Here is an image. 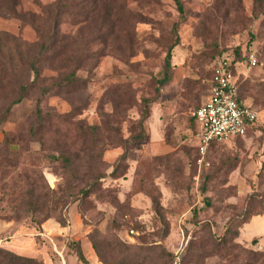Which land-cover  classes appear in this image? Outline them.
<instances>
[{"label": "rangeland", "instance_id": "rangeland-1", "mask_svg": "<svg viewBox=\"0 0 264 264\" xmlns=\"http://www.w3.org/2000/svg\"><path fill=\"white\" fill-rule=\"evenodd\" d=\"M55 1L21 0L20 9L39 13L41 5ZM181 1L183 14L174 0H108L111 17L106 27L91 20L76 22L71 17L59 26L61 34H68V45L62 54L67 60L55 62L54 78L75 70L86 82L84 87L74 86L70 92L45 96L42 107L57 115L52 117L51 130L68 132L69 151L83 148L79 121L98 127V135L104 140L103 170L107 174L124 151L123 141L139 132L141 99L155 97L164 73L165 55L176 44L172 48L170 80L160 86L155 102L150 104L144 137L135 140L127 151L125 173L118 178L107 175L99 189L80 205H70L80 221L71 229L72 239L68 235L51 239L44 236L31 226L25 214L10 219L9 195L0 200V217L5 218L1 220L11 221L15 230L34 233L30 236L34 240L31 246L27 240L21 249L26 256L36 253L39 256L35 257L44 264H56L67 243L77 245V235L89 241L88 233L97 228L108 239L117 238L134 247H153L154 251L146 254L151 255L157 245H163L173 258L159 261L173 264L174 253L178 252L181 264H186L183 255L190 239L207 240L212 234L220 235L228 217L241 211L253 186L264 192V0ZM122 4H126L124 8ZM122 12L124 16L117 18ZM0 36L2 44L9 43L8 36L31 44V53L32 44L39 40L32 26L4 16L0 17ZM250 53H254L257 63L250 70L239 66L244 72L241 93L246 103L257 110L258 126L244 137L210 143L199 163V127L191 113L207 97L210 66L224 54L237 58ZM4 67L0 64V109L11 98ZM51 81L44 79L40 84ZM37 97L36 91L31 92L0 125V140L4 134L15 137L17 143L12 149L22 153L17 162L15 159L17 167L9 168L4 180L17 181L16 172L42 168L54 187L61 176L46 162L40 163L28 154L26 149H37L36 143L22 141L28 128L36 123L32 112ZM60 115H67L70 122L60 121ZM154 197L161 203L169 226L166 236L164 224L154 210ZM205 197L211 199L212 206L202 208ZM194 209L200 221H209L210 229L193 224ZM241 230L242 239L248 241L254 236L259 245L264 236V216H254ZM251 241L248 247L256 249L257 244ZM110 261L113 262L111 258ZM216 262H221L217 256L206 260L208 264Z\"/></svg>", "mask_w": 264, "mask_h": 264}, {"label": "trees", "instance_id": "trees-1", "mask_svg": "<svg viewBox=\"0 0 264 264\" xmlns=\"http://www.w3.org/2000/svg\"><path fill=\"white\" fill-rule=\"evenodd\" d=\"M174 2L178 11L183 14L182 1L174 0ZM20 5L21 0H0V17L16 18L25 24H29L37 32L39 40L32 44L34 50L31 53V44L21 43L17 38L11 36L7 37L8 44H2V37L0 36V64L6 66L4 67L6 70L4 75L6 80L10 81L8 92L11 96L9 104L0 109V125L7 121L15 105L23 102L31 92L36 91L39 97L36 98L32 112L36 123L28 128L27 133L22 137V141L38 145L35 150L26 149L29 150L28 154L38 162H46L48 166H51L53 172L61 176V181L51 187L42 168L34 169L32 172L23 169L21 172H16L17 181H5L4 175L9 172V168L15 169L17 167V158L22 153L12 149V145L17 143L16 138L4 134L0 140V200H4L9 195L7 204L12 213L10 219H18L21 214H25L31 226L37 232L42 233V224L49 218H54L63 227L67 226L70 205L74 203L80 205L84 199L99 189L102 179L107 175L118 178L125 173L127 151L135 140L144 137V122L150 115V104L155 102L160 86L170 80L172 48L176 42L169 47L165 55L164 73L159 81V86L156 88L155 97L141 99L139 132L133 135L130 140L125 139L123 141L124 151L113 163L111 171L107 174L103 170L104 140L98 135V127L85 125L79 121V128L84 135L83 148L77 152L69 151L68 139L70 137L68 132L58 134L56 129H50L52 117L57 115L52 111H45L42 107V101L45 96L70 92L74 86H85L86 80L81 79L75 70H69L60 76L57 74L59 77L54 78L55 62L59 59L61 62L67 60V57L63 55L68 45V34H61L59 26L69 22L72 18L76 22L96 21L100 26L106 27V23L111 17L108 0H56L50 5H41L39 13L24 11L20 9ZM125 5L122 4V8ZM75 10H78L77 15ZM123 16L122 12L117 18ZM106 30L108 32L110 28L107 27ZM246 56L239 57L238 55L236 59L244 61ZM79 59L81 60V58ZM79 68L78 63L76 69ZM209 72L208 94L211 85L210 69ZM29 76L32 78L29 79ZM241 76L238 79V99L241 102H246L241 93ZM44 79H53V81L41 85L40 83ZM2 81L3 79L0 77V90ZM249 105L253 107L251 104ZM58 118L65 123L70 122L67 115H60ZM191 118L196 122L193 115ZM257 126L258 123L250 127L245 136ZM197 150H199L198 147ZM80 153H83V156ZM202 191H206V186L202 187ZM203 201L204 206L202 208L212 206L209 197H205ZM153 205L155 212L164 224L163 236H166L169 232V226L162 215V205L155 197ZM254 215L264 216V192L256 191L253 186L252 191L244 199L241 211L228 217L220 235L212 234L207 240L195 241V239H190L188 241L183 255L184 262L186 264H208L206 263L208 258L217 256L221 262L213 264H264V249L250 248L237 241L240 228ZM0 218L5 219L4 217ZM192 222L195 225L202 224L209 229L211 227L209 221H200L197 218L196 209L192 212ZM87 237L98 259L103 264H166L159 260L165 258L170 261L173 258L172 253L166 250L163 245H157L155 247L157 251L151 255L146 254L154 251L153 247H134L117 238L108 239L97 228L89 232ZM251 243L256 244L257 239L253 238ZM72 246H76L75 249H72ZM65 247L66 253H74L79 261L87 262L79 243L77 245L67 243ZM68 249L72 251L68 252ZM133 249H137V252H133ZM110 258L113 262L110 261ZM0 264L44 263L37 257L17 254L0 247Z\"/></svg>", "mask_w": 264, "mask_h": 264}, {"label": "built area", "instance_id": "built-area-1", "mask_svg": "<svg viewBox=\"0 0 264 264\" xmlns=\"http://www.w3.org/2000/svg\"><path fill=\"white\" fill-rule=\"evenodd\" d=\"M257 63L254 53L239 61L228 54L217 57L210 66L209 94L193 112L199 127L198 149L202 163L203 155L211 142H224L244 137L250 127L258 123V112L238 99V79L244 72L239 66L250 70ZM173 264H181L178 252Z\"/></svg>", "mask_w": 264, "mask_h": 264}, {"label": "crops", "instance_id": "crops-1", "mask_svg": "<svg viewBox=\"0 0 264 264\" xmlns=\"http://www.w3.org/2000/svg\"><path fill=\"white\" fill-rule=\"evenodd\" d=\"M254 216H256V215H254ZM68 217H69L68 225L65 227L59 225V223L54 218L47 219L42 224L43 235L50 238V239L53 237H60V236L68 235V236H70L69 238L72 239L74 236H73V233H71V229L73 228V226L80 225L78 214L73 207H71L69 209ZM241 228H240V234H239V237L237 238V241L241 242L245 246H248L247 242L253 238H256V237L253 236V237H251V239H247L248 241H245V239H242V236H241V233H242ZM30 236H34V233L25 232V231L21 232L19 229L15 230L13 228L11 221H6V220L0 219V247L11 250L17 254L25 255V253L22 252L21 249H23L24 243L27 240L29 242V245L34 242L33 238H31ZM260 239L261 240L259 241V245H258V242L256 243L257 248L258 249H264V241H262V240H264V236H263V238H260ZM74 240H77L79 242L81 250H82L87 262L83 263V262L79 261L77 256L74 253H66L65 252L66 247L64 246L63 250H62L63 252L61 255L62 258H61V260L58 259L56 264H101V262H99V260L97 259L91 244L89 243L87 238H84V235H77V236H75ZM35 248H36V246H35ZM37 255L39 256V254L34 253V254H29L27 256H34L35 257Z\"/></svg>", "mask_w": 264, "mask_h": 264}]
</instances>
